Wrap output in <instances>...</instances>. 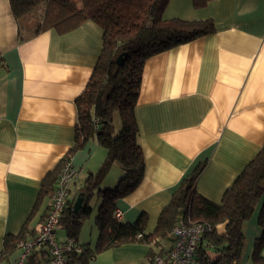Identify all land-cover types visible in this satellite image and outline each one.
Here are the masks:
<instances>
[{"label": "crops", "instance_id": "0c3cea01", "mask_svg": "<svg viewBox=\"0 0 264 264\" xmlns=\"http://www.w3.org/2000/svg\"><path fill=\"white\" fill-rule=\"evenodd\" d=\"M30 11L22 16L24 24L22 17L15 18L10 1L0 0V251L6 234L24 229L31 238L42 227L51 203V193L42 192L43 179L74 144L76 98L90 80L103 42V31L92 20L63 33L54 27L38 30L30 24ZM164 15L213 18L216 31L145 61L135 109L145 175L116 205L123 222L134 223L147 214L146 234L154 232L161 211L199 164L206 166L197 192L220 203L264 144V0H213L204 8H195L191 0H172ZM107 155L96 137L71 154L78 178L70 186L68 202L81 195L86 178ZM124 175L113 164L102 187L114 189ZM87 201L91 211L81 226L79 244L93 250L103 199L95 194ZM259 214L260 204L244 224L239 264H253L263 231ZM216 228L224 234L226 222ZM56 236L66 240L59 225ZM169 247L167 237L160 245L123 243L96 254L89 264H150ZM260 255L264 257V246Z\"/></svg>", "mask_w": 264, "mask_h": 264}, {"label": "trees", "instance_id": "16d2710c", "mask_svg": "<svg viewBox=\"0 0 264 264\" xmlns=\"http://www.w3.org/2000/svg\"><path fill=\"white\" fill-rule=\"evenodd\" d=\"M9 1L16 19L36 5L45 3L38 30L54 27L63 33L92 20L103 31L99 58L84 91L76 98L75 140L67 157L70 158L91 137H96L98 143L108 150V155L100 168L86 178L81 192L84 195L81 208L74 212V203L69 201L59 222L66 240L78 244L81 226L91 211L87 200L96 194L103 199L96 218L100 235L93 250L83 247L81 251H68L66 264H89L96 254L123 243L143 241L160 245L180 213L187 219L206 222L210 226L197 245L198 264L238 262L245 242L244 224L251 218L259 201H262L259 225L263 231L256 241L252 260L253 264L264 263V257L260 255L264 246V144L225 190L220 203L201 196L196 190L197 180L206 166L203 162L182 180L161 211L154 232L145 233L147 214H142L134 223L115 217L117 200L133 192L145 175V155L139 142L135 114L145 61L160 52L214 33V19L166 18L165 10L172 0ZM191 1L195 8H204L213 0ZM115 113L122 120L116 134L113 131ZM63 162L43 179V194H52ZM115 163L124 169L125 175L114 189L104 188L102 182ZM222 222H226V232L219 234L216 227ZM25 233L22 229L18 234L4 236L0 264L8 263L16 249L36 236L29 238L30 235ZM48 258L47 250L40 248L33 249L27 261L28 264H50Z\"/></svg>", "mask_w": 264, "mask_h": 264}, {"label": "built area", "instance_id": "2783aa9c", "mask_svg": "<svg viewBox=\"0 0 264 264\" xmlns=\"http://www.w3.org/2000/svg\"><path fill=\"white\" fill-rule=\"evenodd\" d=\"M77 178L78 171L72 166L71 159L65 157L51 194L49 210L40 231L33 239L23 243L16 259L7 264H28L27 257L31 251L40 248L47 250L50 264H66L68 251L83 249L82 245L74 243L71 239L59 241L56 236L60 218L68 204L70 186ZM115 217L118 219L122 217L121 211L117 208ZM209 229L210 226L206 222L193 221L187 219L182 213L178 214L167 235L170 240L168 253L157 255L150 264H198L197 245ZM229 264H239V261Z\"/></svg>", "mask_w": 264, "mask_h": 264}, {"label": "rangeland", "instance_id": "374dc122", "mask_svg": "<svg viewBox=\"0 0 264 264\" xmlns=\"http://www.w3.org/2000/svg\"><path fill=\"white\" fill-rule=\"evenodd\" d=\"M45 9V3H40L38 5H36L35 7L32 8V10L29 13V19H30V24L32 23L34 25V28L39 27V23H40V18H41V14H43V11ZM27 14V13H26ZM21 21L23 22V17L21 19ZM25 22H23L24 24L26 23V19L24 20ZM122 125V120L121 117L118 113H115L114 115V119H113V131L114 134H116ZM140 142V140H139ZM260 204V210L262 207V201H259V203L257 204L256 208L258 207V205ZM255 208V209H256Z\"/></svg>", "mask_w": 264, "mask_h": 264}, {"label": "water", "instance_id": "95a60500", "mask_svg": "<svg viewBox=\"0 0 264 264\" xmlns=\"http://www.w3.org/2000/svg\"><path fill=\"white\" fill-rule=\"evenodd\" d=\"M83 201H84V195H79L77 197V199L75 200L74 205H73V211L74 212H78V210L82 206Z\"/></svg>", "mask_w": 264, "mask_h": 264}]
</instances>
